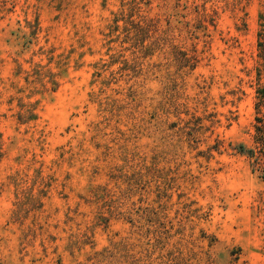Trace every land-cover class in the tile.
<instances>
[{"label":"rangeland","instance_id":"obj_1","mask_svg":"<svg viewBox=\"0 0 264 264\" xmlns=\"http://www.w3.org/2000/svg\"><path fill=\"white\" fill-rule=\"evenodd\" d=\"M260 32L264 0H0V264H264Z\"/></svg>","mask_w":264,"mask_h":264},{"label":"trees","instance_id":"obj_2","mask_svg":"<svg viewBox=\"0 0 264 264\" xmlns=\"http://www.w3.org/2000/svg\"><path fill=\"white\" fill-rule=\"evenodd\" d=\"M258 47H259V57L262 60L260 73L264 71V34L263 32L259 33V40H258ZM257 101H256V136L255 142L257 145L255 147H246L245 144L241 143L238 145V150L247 155L251 159V163L253 168L256 170H260L264 172L263 162L264 159V86L257 89ZM259 149L260 155L257 154V150Z\"/></svg>","mask_w":264,"mask_h":264}]
</instances>
